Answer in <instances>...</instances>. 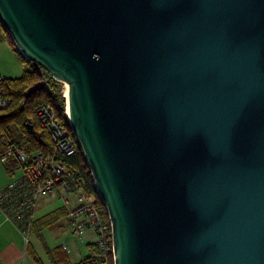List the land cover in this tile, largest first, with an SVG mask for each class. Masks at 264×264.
<instances>
[{
	"label": "water",
	"instance_id": "95a60500",
	"mask_svg": "<svg viewBox=\"0 0 264 264\" xmlns=\"http://www.w3.org/2000/svg\"><path fill=\"white\" fill-rule=\"evenodd\" d=\"M66 110L113 264H264V0H0Z\"/></svg>",
	"mask_w": 264,
	"mask_h": 264
},
{
	"label": "built area",
	"instance_id": "2783aa9c",
	"mask_svg": "<svg viewBox=\"0 0 264 264\" xmlns=\"http://www.w3.org/2000/svg\"><path fill=\"white\" fill-rule=\"evenodd\" d=\"M34 69L36 80L32 87L24 90L18 103L20 109L25 106L26 97L32 88L48 90L50 80H55L42 67L34 64ZM10 104V98L0 87V115ZM66 119V125L62 124L45 103L38 104L33 115L24 118L25 129L33 131L36 138H48L51 152L28 148L29 142L21 140L16 134L10 140H0V163L9 170L11 176L7 185L0 190V211L18 228L27 246L39 198L60 191L67 197H74L76 202L70 208L67 198L63 199L67 207L66 220L73 234L81 237L87 231H92L95 233L97 255H112L109 218L108 223L102 220L95 202L87 192L88 184L95 189L91 175L86 178L80 170L67 168L62 160L76 153L78 143L67 112Z\"/></svg>",
	"mask_w": 264,
	"mask_h": 264
},
{
	"label": "crops",
	"instance_id": "0c3cea01",
	"mask_svg": "<svg viewBox=\"0 0 264 264\" xmlns=\"http://www.w3.org/2000/svg\"><path fill=\"white\" fill-rule=\"evenodd\" d=\"M10 178L9 170L0 163V190L7 185ZM62 197L67 198L70 208L76 205L74 197ZM40 198L43 202L41 205L37 203L35 221L27 246L18 228L0 211V264H36L34 258L40 264H53L49 254L56 251L62 255H55L58 259L56 264H76L86 256L97 255L95 233L87 231L81 237L73 234L66 220L67 207L64 203L56 205L59 196L52 193ZM49 204H53L52 208H49ZM42 206L46 207L42 209ZM50 217L53 218L49 221Z\"/></svg>",
	"mask_w": 264,
	"mask_h": 264
},
{
	"label": "trees",
	"instance_id": "16d2710c",
	"mask_svg": "<svg viewBox=\"0 0 264 264\" xmlns=\"http://www.w3.org/2000/svg\"><path fill=\"white\" fill-rule=\"evenodd\" d=\"M3 40L8 42L12 50L18 54L22 71L20 76L16 78L0 77V87L3 88L5 95L11 100L9 107L6 111H4V113H2V115H0V140L2 138L10 140L12 139V136L16 134L21 140L26 139L27 142H29L28 148L51 152L52 146L48 141V138H36L33 131L25 129L24 118L26 116H32L34 108L38 104L45 103L52 108L57 120L66 125V99L63 96L62 83L51 79L48 90L32 88V92L26 97L25 106L20 109L18 107V103L23 97L24 90L28 87H32L34 81L36 80V72L34 64L20 55L18 50L14 47V43L10 40L7 31L0 22V41ZM62 160L65 162L67 168L80 170L86 178L90 176V172L87 168L79 143H77L76 153L72 156L63 157ZM87 192L95 202L102 220L105 223H108L106 208L102 204L94 187L88 184ZM52 218L53 217H50L49 221L52 220ZM59 253V251H56L54 254H49L50 260L53 264H56V261L58 260L55 257L56 254L62 257ZM34 260L36 264H40L36 258H34ZM76 264H113V257L111 254L105 257L93 254L86 256Z\"/></svg>",
	"mask_w": 264,
	"mask_h": 264
},
{
	"label": "rangeland",
	"instance_id": "374dc122",
	"mask_svg": "<svg viewBox=\"0 0 264 264\" xmlns=\"http://www.w3.org/2000/svg\"><path fill=\"white\" fill-rule=\"evenodd\" d=\"M21 71H22V66L18 54L14 50H12L8 42L4 40L0 41V77L16 78L20 76ZM62 91H63V84H62ZM53 194L59 196V199L56 200V205H60V204L63 205L62 196H66V195L64 193H61L60 191L59 192L54 191ZM42 202H43L42 198H40V200L38 201V203H40L39 205H41ZM49 205H50L49 208H52L53 204L52 205L49 204ZM45 207L46 206H42V209ZM37 214L38 212L36 211V215Z\"/></svg>",
	"mask_w": 264,
	"mask_h": 264
},
{
	"label": "bare ground",
	"instance_id": "6f19581e",
	"mask_svg": "<svg viewBox=\"0 0 264 264\" xmlns=\"http://www.w3.org/2000/svg\"><path fill=\"white\" fill-rule=\"evenodd\" d=\"M63 96L65 99H67V86L65 84H63ZM66 112L68 111L66 110Z\"/></svg>",
	"mask_w": 264,
	"mask_h": 264
}]
</instances>
